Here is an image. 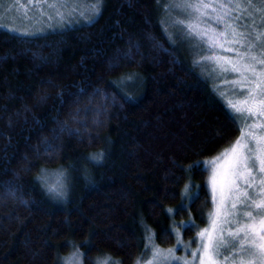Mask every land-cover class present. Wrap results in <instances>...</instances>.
Wrapping results in <instances>:
<instances>
[{
  "label": "trees",
  "instance_id": "trees-1",
  "mask_svg": "<svg viewBox=\"0 0 264 264\" xmlns=\"http://www.w3.org/2000/svg\"><path fill=\"white\" fill-rule=\"evenodd\" d=\"M165 5L100 0L88 23L0 29V264H55L74 246L85 264H134L151 234L169 248L207 226L208 162L243 127ZM54 170L63 197L41 180Z\"/></svg>",
  "mask_w": 264,
  "mask_h": 264
},
{
  "label": "snow or ice",
  "instance_id": "snow-or-ice-1",
  "mask_svg": "<svg viewBox=\"0 0 264 264\" xmlns=\"http://www.w3.org/2000/svg\"><path fill=\"white\" fill-rule=\"evenodd\" d=\"M48 6L56 7L54 3ZM184 7L192 8L197 12L201 8L209 7L222 10L215 18L217 24H223L222 30L209 29L201 32L196 30L197 25H188L187 35L192 38L188 42L195 41L196 47L206 44L209 49L225 48V44L239 45V48L231 46L225 48L226 51H235L236 58H226L225 62L231 67L223 70L239 74V80L233 83L241 93H244V99L236 102L229 100L228 107L231 109L233 119L244 121L245 127L234 144L222 153V156L228 158L226 173L230 178L228 190L230 194L234 193L231 212L226 214L232 218L222 221V224L228 227H217L220 210L211 213L212 222L209 228L198 234L200 246L190 252V255L196 264H216L217 258L223 259L225 264H264V132L255 131L257 127L264 129V123H248L250 117L264 118V79L258 78V76L264 77V71L257 74L256 70V64L264 65V0H224L216 5L206 4L201 0L198 4H185ZM234 11L241 15H233ZM244 13H247L246 17L243 16ZM257 13L259 24L254 18ZM244 18L250 22L241 23ZM241 28L244 31H240ZM252 29L259 31L253 32ZM195 38H198V41ZM240 48L244 51H240ZM204 59L220 60L216 56H205ZM246 73H251V79ZM245 85H251L246 92ZM249 189H252L254 194H250ZM49 191L51 192L52 189ZM57 195L63 197L64 193L60 192ZM238 205L242 208L238 209ZM148 239L151 240V237ZM177 243L182 245L183 242L178 240ZM221 249L227 255H224ZM148 251L152 254V261L148 264H153V261L155 264H172V261L181 259L173 255V250L163 252L155 248L154 244ZM102 264H109L108 259L106 258ZM111 264L116 262L112 261ZM184 264L191 262L184 261Z\"/></svg>",
  "mask_w": 264,
  "mask_h": 264
},
{
  "label": "rangeland",
  "instance_id": "rangeland-1",
  "mask_svg": "<svg viewBox=\"0 0 264 264\" xmlns=\"http://www.w3.org/2000/svg\"><path fill=\"white\" fill-rule=\"evenodd\" d=\"M200 2L201 0H166L165 24L170 33L175 35L179 43L184 47L188 46L192 53L193 65L196 67L199 66V68L201 67V71L204 74L209 73L208 75L211 79L217 83L215 86L219 88V92L222 97L224 96L226 103L228 104L229 100L233 102L242 101L244 99V93H241L240 89L233 83L234 81L239 80V74L230 71L225 72L223 70L224 68L231 67V65L225 62L226 58H236L235 51H226L225 48L230 46L233 48H239V45L225 44V48L216 47L214 49H209L206 44H201L200 47H196L195 41L193 43L188 42L189 39H192L187 35L188 28L186 26L188 25H197L196 30L201 32L209 29L220 31L224 27L223 24H217L215 19L222 10H214L213 7H209L207 9L201 8L197 12L192 8L184 7L185 4H198ZM219 2H224V0H203V3L211 5H216ZM53 3L56 7L48 6V4ZM37 5L39 7H36ZM99 8L100 0H0V29L22 36L44 35L50 32L63 30L64 28L74 26L75 24L91 22L98 15L100 11ZM233 15H239V13L234 11ZM243 16L246 17L247 13H244ZM254 18L256 19V23L259 24L260 20L258 13L255 14ZM242 21L244 24L250 22L247 18L242 19ZM179 22H182V24ZM239 30L244 31V29ZM252 31H259V29H252ZM195 40L198 41V38H195ZM240 51H244V49L240 48ZM205 56H216L219 57L220 60L206 61L204 59ZM221 65H223V67ZM256 70L257 74L264 71V65L256 64ZM246 75L251 79V73H246ZM258 78L264 79V77L259 76ZM250 86L251 85L244 86L245 92ZM239 121L242 124V130H245L244 121ZM257 122L264 123V118L250 117L248 120L249 124ZM255 131L260 133L264 132V129L257 127ZM224 152L225 150L222 153ZM222 153L208 162V168L210 170L209 186L212 196V208L210 214L219 209L220 215L217 217V227H228V225H223L222 221L224 219L232 218L230 215L226 214L231 212V202L234 193L230 194L228 190L230 187V178L226 176L228 171V158L222 156ZM217 157H220V159H216ZM214 177L215 183H213ZM62 178L63 173L54 170L45 173L41 180L47 187L48 191L49 189H52L51 193L57 195L60 192H66L64 190V181ZM237 183H240V181H237ZM249 192L250 194H254L252 189H249ZM239 208H242V206L238 205V209ZM211 222L212 216L209 215L207 226L202 230L209 228ZM175 232V245L169 248L157 245L151 234L149 236L151 237V240L147 239L144 252L134 264H148L149 261H152V254L148 251L152 244L155 245V248L160 249L163 252L173 250V255L181 258L179 261H172V264H184V261L196 264V262L193 261L190 252L195 251L200 246L198 236L193 240V244L191 241L189 242L182 239V245H178L177 241L181 240V232L178 230ZM153 251H155V249H153ZM221 252L224 255H227V253H224L223 249H221ZM197 255H199V253H197ZM106 258L108 259L109 264H111L112 261H115L116 264H122L118 259L107 254L98 255L95 264H102ZM55 264H85L83 252L79 247L74 246L70 251L61 253ZM153 264H155V261H153ZM216 264H225V261L217 258Z\"/></svg>",
  "mask_w": 264,
  "mask_h": 264
}]
</instances>
